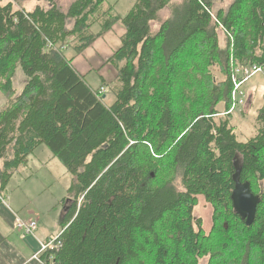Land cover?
Instances as JSON below:
<instances>
[{"label": "trees", "instance_id": "obj_1", "mask_svg": "<svg viewBox=\"0 0 264 264\" xmlns=\"http://www.w3.org/2000/svg\"><path fill=\"white\" fill-rule=\"evenodd\" d=\"M24 1L0 0V205L42 146L72 175L58 246L42 264H264V106L245 141L229 114L235 69L264 66V0L216 13L214 0H136L125 16L106 0L66 11L36 0L48 6L32 12ZM117 24L108 104L64 52L75 59ZM237 161L262 199L250 227L231 199ZM199 197L213 208L208 234L194 215Z\"/></svg>", "mask_w": 264, "mask_h": 264}, {"label": "rangeland", "instance_id": "obj_2", "mask_svg": "<svg viewBox=\"0 0 264 264\" xmlns=\"http://www.w3.org/2000/svg\"><path fill=\"white\" fill-rule=\"evenodd\" d=\"M73 1L56 0V3L66 11ZM233 2L234 0H214V13L221 9L227 10ZM135 3L136 0H106L105 6H112L117 15L125 16ZM45 4V2L36 0H27L21 3L22 6H27L29 11H32L36 6L43 7ZM161 16L163 19L168 18L169 10L163 11ZM154 26L158 27V25ZM219 43L221 47H224L226 43V35L222 31L219 32ZM64 53L66 59L73 63L74 51L67 48ZM98 77L99 73L94 72L85 81L90 87H96L101 84ZM92 78H94L93 82ZM25 83L26 78L23 72L18 69L14 76V88L18 93L22 91ZM244 91L247 96L245 107L241 109V112L235 113L231 120L240 141L255 137L261 127L257 118L259 110L264 106V76L259 74L252 78L245 85ZM7 101L6 96L0 92V112L6 106ZM112 101L111 96L106 100L108 104ZM72 183L73 177L63 163L47 147H40L29 156L27 165L17 171L7 185L3 195L2 208L0 207V229L9 230L11 228L16 231L11 220L6 219L2 213L5 210L9 212L11 210L23 221L35 219L40 229L49 227L54 233H60L64 210L69 202L68 190ZM194 215L202 219L205 232L210 233L213 226V208L203 197H199ZM19 236L18 234L17 237L19 238ZM226 242L225 235H220L214 243L221 249ZM207 263L208 259H204L200 264Z\"/></svg>", "mask_w": 264, "mask_h": 264}, {"label": "crops", "instance_id": "obj_3", "mask_svg": "<svg viewBox=\"0 0 264 264\" xmlns=\"http://www.w3.org/2000/svg\"><path fill=\"white\" fill-rule=\"evenodd\" d=\"M47 6L48 5L45 4L43 8H47ZM23 7L28 10L27 6ZM37 7L39 6H36L32 11H34ZM132 7L133 6H131L130 8ZM16 8L19 7L16 6ZM124 34L125 29L122 27V25H115L109 32H107L101 39L97 40L83 54L76 57L72 63L75 71L85 80L87 77L92 76L94 72L99 73L98 78H100L101 84L96 87H91L96 91L102 87L105 88L106 93L104 95V98L106 99L108 97L107 87L105 86V84L113 82L117 75L116 70L106 62L120 49L121 39ZM91 81L93 82L94 78H92ZM1 206L2 204L0 205V207ZM2 213L3 216L9 221L11 220L12 224H14L15 226V220L18 215L12 213L11 210L10 212L8 210H5ZM20 219L22 218L20 217ZM3 221L7 223L4 219ZM28 221H35V219H31ZM60 233H54L49 229V227H43L40 229L39 224L37 232L34 235L26 237L21 235L17 230L14 231L11 228L9 230H4L1 228L0 264H41L39 261L34 259V256L38 254V252H40L41 243H44L52 238H56L60 235ZM18 234L20 235L19 238L17 237Z\"/></svg>", "mask_w": 264, "mask_h": 264}, {"label": "built area", "instance_id": "obj_4", "mask_svg": "<svg viewBox=\"0 0 264 264\" xmlns=\"http://www.w3.org/2000/svg\"><path fill=\"white\" fill-rule=\"evenodd\" d=\"M264 76V66H238L234 73L232 74V84H233V92H232V106L229 110V114H235L237 112H241V109L245 107L246 102V93L244 91L245 85L250 82L252 78L257 75ZM99 97L105 95V88H100L97 92ZM15 229L24 237L34 235L38 230V223L36 221H23L19 217L15 220ZM56 238H52L47 242L41 243V249L38 254L34 256V259L39 261L42 264L41 256L48 252L49 250H53L57 248L58 242Z\"/></svg>", "mask_w": 264, "mask_h": 264}, {"label": "water", "instance_id": "obj_5", "mask_svg": "<svg viewBox=\"0 0 264 264\" xmlns=\"http://www.w3.org/2000/svg\"><path fill=\"white\" fill-rule=\"evenodd\" d=\"M234 167L235 174L233 181L235 183V189L231 196L233 209L235 214L245 222L246 226L250 227L256 220L257 209L262 199L252 192L249 183L242 182V167L239 161L234 164Z\"/></svg>", "mask_w": 264, "mask_h": 264}, {"label": "bare ground", "instance_id": "obj_6", "mask_svg": "<svg viewBox=\"0 0 264 264\" xmlns=\"http://www.w3.org/2000/svg\"><path fill=\"white\" fill-rule=\"evenodd\" d=\"M60 237V236H59ZM59 239V238H58ZM55 250V249H54ZM52 258V257H51Z\"/></svg>", "mask_w": 264, "mask_h": 264}]
</instances>
